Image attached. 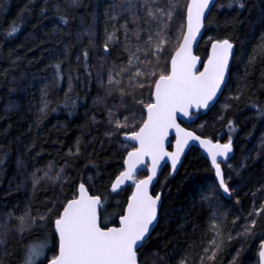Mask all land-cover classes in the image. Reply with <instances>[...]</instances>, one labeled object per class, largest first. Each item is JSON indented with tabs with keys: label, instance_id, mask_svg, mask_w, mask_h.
Instances as JSON below:
<instances>
[{
	"label": "trees",
	"instance_id": "16d2710c",
	"mask_svg": "<svg viewBox=\"0 0 264 264\" xmlns=\"http://www.w3.org/2000/svg\"><path fill=\"white\" fill-rule=\"evenodd\" d=\"M187 4L177 6L160 61L149 52L148 67L157 72L145 78L149 84L170 70ZM128 9V0H0V264H25L33 245L43 247L36 264L56 257L54 220L81 184L101 198L103 227L117 225L124 215L135 184L116 193L112 185L135 147L122 136L143 125L139 101L150 102L154 88L131 87L128 81L122 88H105L113 66L128 60L121 25L127 23L133 45L137 26L141 41L147 36L139 3ZM13 26L18 30L9 35ZM223 39L236 45L224 94L186 127L213 141L233 139L234 158L222 165L231 198L221 194L208 160L190 150L178 173L173 176L167 167L154 188V195L162 194L160 218L139 251L140 264H200L214 219L223 244L204 264H259L264 211L254 213L264 205V0H218L197 55L205 61L211 43ZM121 108L136 119L129 121L130 129L115 127L117 120L124 122L116 113ZM28 210L21 231L18 218ZM252 220L255 227L246 231Z\"/></svg>",
	"mask_w": 264,
	"mask_h": 264
},
{
	"label": "snow or ice",
	"instance_id": "6c2138e0",
	"mask_svg": "<svg viewBox=\"0 0 264 264\" xmlns=\"http://www.w3.org/2000/svg\"><path fill=\"white\" fill-rule=\"evenodd\" d=\"M137 2L144 11L146 23L149 25L148 29H144L147 36L141 41V29L137 26L132 32L137 41L133 45L129 38L127 23L121 25L124 29L128 60L126 64L119 67L114 65L108 74L110 85H119L121 80L118 77L127 73L129 86L142 88L147 84L149 87H154V99L148 103L139 101L146 109L147 119L143 126L131 135H126L127 140L138 142L139 147L127 154V170L122 172L112 185V190L115 191L122 182L133 181L136 192L127 205V214L120 220L121 226L104 230L99 226L97 211L101 200L99 197L89 196L84 185L81 184L79 198L69 200L62 214L54 220L59 237V254L50 261V264H138L137 249L142 247L141 242L144 241L150 225L156 219L157 205L160 200L159 195L153 197L149 194L148 187L156 176L160 161L165 157L171 160V167L175 170L189 140L199 141L206 147L211 163L215 167L219 187L224 193L231 194L225 183L221 162L218 161V157L223 158L224 161L228 160V154L232 152L231 139L224 144H213L210 140H201L192 132L184 131L176 124L177 113L188 116L192 108L207 109L225 83V74L233 49V44L228 39L218 40L212 44V58L208 60V65L202 72H196L197 58L190 53V46L204 25L205 12L213 4V0H191L187 4L185 19L179 25V39L182 40V44L170 58L168 74H159L151 84L145 78L155 77L157 72L154 68L148 67L153 63V60L148 58L149 52L158 63L161 59L160 53L163 52L164 45L168 43L166 32L170 22L176 16L177 6L181 5L183 0H128V10L134 11ZM237 2L239 3V0ZM240 7H243L242 3ZM177 18L180 19V17ZM113 19L116 17L114 16ZM153 22H155L154 26ZM132 23H137L136 17L133 18ZM17 30L13 26L9 35ZM114 39L115 32L107 37L105 52L108 51L109 43ZM261 50H264V44L261 45ZM86 56L87 53H85ZM124 94L121 90V95ZM115 127H128V124L126 121L121 123L117 120ZM173 127L177 131L178 138L175 145L176 151L170 153L165 150L164 142L169 129ZM146 157L151 160V175L147 179L136 181L134 177L137 166L144 163ZM261 211H264V205H261L254 214L258 216ZM29 216L30 210L18 218L21 231L24 228L25 218ZM45 218L40 217V219ZM252 227H255V220H252L250 225H245V230ZM210 230L214 235L210 239V247L204 249L205 256L201 257L200 264H204L205 260H214L223 244L222 230L215 219L210 225ZM2 236L3 227L0 226V245L4 243ZM42 254L43 247L31 246L25 264H36V260ZM260 256L264 257V251L260 252ZM181 264H187V261L183 260Z\"/></svg>",
	"mask_w": 264,
	"mask_h": 264
},
{
	"label": "water",
	"instance_id": "95a60500",
	"mask_svg": "<svg viewBox=\"0 0 264 264\" xmlns=\"http://www.w3.org/2000/svg\"><path fill=\"white\" fill-rule=\"evenodd\" d=\"M190 2H191V0H189V3H190ZM217 2H218V0H213V4H211V5L209 6V9L205 12L204 25H203V27L200 29L199 34L196 36L195 41L192 42V44H191V46H190V53H191V55L197 58V62H196V72H197V73L202 72V71L204 70V67L208 65V60H209L210 58H212V55H213V53H212V44L215 43L216 41H213V42L211 43V45H210V49H209V54H208V57H207V59H206L205 61H204L201 57H199V56L197 55V49H198V47H199V45H200V43H201V41H202V38H203V35H204V32H205V23H206V20H207V18L209 17V15H210L212 9L214 8V6L216 5ZM185 32H186V28H185ZM217 41H218V40H217ZM230 42H231V41H230ZM231 43H232V42H231ZM181 44H182V41H181L180 45H181ZM232 44H233L232 56H231V58H230V60H229V63H228V69H227V72H226V74H225V83L221 86V90H220V92L217 93L216 98H215V99L209 104V107H208L207 109H205V108H200V109L192 108V109L189 110V115H188V116H183L181 113H177V114H176V124H178L179 127H180L181 129H183V130L186 131V132H192L195 136L200 137L201 140H210L213 144H216V143L224 144V142H221V141H213V140L210 139V138L203 137V136L197 134L196 132H194V131L188 129V128L186 127V125H189V124H191V123H194V122L197 120L198 115H200V114H206V113H208L209 111H211V110L217 105V103L220 101V99L222 98V96H223V94H224V91H225V89H226V85H227V83H228L229 77H230L231 66H232V63H233V60H234V57H235V54H236V45H235L234 43H232ZM180 45H179V47H180ZM179 47H178V48H179ZM178 48H177V50H178ZM175 52H176V51H175ZM174 55H175V53H174ZM174 55H173V56H174ZM152 99H154V88H153ZM145 112H146V109H145ZM146 119H147V116H146ZM146 119H145V120H146ZM144 122H145V121H144ZM142 126H143V125H142ZM142 126H141V127H142ZM126 135H131V134H124V135L122 136V140H123L124 142H126V143L133 144V145L135 146V148H138V147H139L138 142L127 140V139H126ZM177 138H178V137H177V131H176V129H175L174 127L171 128V129H169L167 139H166L165 142H164V144H165V150H166L167 152H170V153H171V152H175V151H176V146H175V145H176V139H177ZM194 148H195V149H198V150L202 153V155L208 160V162L211 164L212 168H213L214 171H215V167H214V166L212 165V163H211V157H210V155H209V153H208L206 147L203 146V145H201L199 141H196V140H189L188 143H187V146H186V147L184 148V150H183L182 155L180 156L179 162L176 164L175 170L172 169V167H171V160H170L168 157H165L162 161H160L159 167H158V169H157L156 176H155V178L152 180V183H151V184L149 185V187H148V192H149L150 195H152L153 197L156 196V195L153 194V191H154V188H155V186L157 185L158 180H159L161 174L163 173V171H164L167 167H169V168H170V171H171V173H172V175L175 176V175L178 173V171L180 170V168H181V166H182V164H183V161H184V159H185L186 154H187L190 150H192V149H194ZM132 151H133V150H132ZM130 152H131V151H130ZM234 155H235V151H234V147H233V145H232V152H230V153L228 154V157H229L228 160L224 161L223 158L218 157V161L221 162V169H222V165H226V164H228L230 161H232V159L234 158ZM126 170H127V156H126L125 161H124V171H126ZM124 171H123V172H124ZM222 171H223V169H222ZM142 172H147V176L144 177L143 179H147L148 176L151 175V160H150V158H147V157H146V158H145V162L142 163V164H139V165L137 166L136 174H135V177H134V178L138 177V175H140ZM223 175H224V173H223ZM119 176H120V175H119ZM119 176H118V177H119ZM118 177H117V178H118ZM117 178H116V179H117ZM143 179H141V180H143ZM216 180H217V183H218V178H217V176H216ZM115 181H116V180H115ZM115 181H114V183H115ZM132 182H133V181H124V182H122L121 185L119 186V188H117L114 192L116 193V192H119L120 190L125 189L126 187L132 185ZM114 183H113V184H114ZM218 186H219V185H218ZM84 187H85V189L87 190V194H88L89 196L99 197V196H97V195H93V194H91L90 191L87 189V187H86L85 185H84ZM219 188H220V187H219ZM112 191H113V190H112ZM220 191H221V194L223 195V197H225L226 199H230V198H231V194L229 195V194H227V193H224L222 188H220ZM135 192H136V187H135V185H134L132 195L130 196L127 205L131 202V198H132V196L135 194ZM158 195H159V197H160V200H159L158 205H157L156 219H155V221L153 222V224L150 225V227H149V231H148L147 235L145 236L144 241L141 242V243H142V247L144 246V244L146 243V241L149 239V237L151 236V234L153 233V231L155 230V228L157 227V225H158V223H159L160 210H161V207H162V194L160 193V194H158ZM76 198H79V188H78V194H77V197H76ZM99 198H100V197H99ZM74 199H75V198H74ZM100 200H101V198H100ZM101 205H102V200H101V204L98 206V210H97V211H98V216H99V226H100L102 229H104V230H107V229L112 228V227H120V226H121V225H120V220H121V218H122L124 215L127 214V206H126V209H125L124 215L120 218V220H119V222H118L117 225H115V226H109V227H103V226L101 225V217H100ZM65 206H66V205H65ZM61 214H62V213H61ZM54 232H55V234H56V236H57V239H58V252H57V255H58V254H59V237H58L57 230H56V228H55V224H54ZM263 244H264V242H263ZM142 247H138V249H137L138 264H140V253H139V251H140V249H141ZM261 251H264V248H262V246H261L260 252H261ZM260 252H259V264H264V257H261V256H260ZM48 264H50V262H49Z\"/></svg>",
	"mask_w": 264,
	"mask_h": 264
},
{
	"label": "rangeland",
	"instance_id": "374dc122",
	"mask_svg": "<svg viewBox=\"0 0 264 264\" xmlns=\"http://www.w3.org/2000/svg\"><path fill=\"white\" fill-rule=\"evenodd\" d=\"M126 77H119V79L121 80V83L119 84V85H115V84H113V85H110V84H108V81L106 80V84H105V88H107V89H116V87H118V86H120V88H122L123 86H124V81L126 82V81H128V77H127V73H125L124 74ZM105 79H107V77L105 78ZM128 83V82H127ZM129 84V83H128ZM152 94H153V91H152ZM123 97V96H122ZM123 99V98H122ZM124 111H127V112H131V110L129 109V108H126V109H122L121 108V110L119 111V110H117V114H118V116H119V118L121 117V118H123L124 120V122L126 121L127 122V124H128V128L129 127H132V126H129V121H135L136 119H133V114H132V112H131V114L127 117V115H125V116H123L122 114L124 113ZM144 112H145V109H144ZM145 119H146V112H145ZM130 129V128H129ZM231 139V142L233 141V139L232 138H230ZM229 141V139L227 140V142ZM124 142V141H123ZM226 142V143H227ZM126 143V142H125ZM133 145V144H132ZM134 146V145H133ZM135 147V146H134ZM229 164V163H228ZM228 164H226V165H228ZM140 176V175H139ZM136 177L135 178V180L136 181H139V180H141V178L140 177ZM11 219L9 218V221H10ZM25 222H27V220H25ZM26 225V224H25Z\"/></svg>",
	"mask_w": 264,
	"mask_h": 264
},
{
	"label": "bare ground",
	"instance_id": "6f19581e",
	"mask_svg": "<svg viewBox=\"0 0 264 264\" xmlns=\"http://www.w3.org/2000/svg\"><path fill=\"white\" fill-rule=\"evenodd\" d=\"M173 55H174V54H173ZM172 57H173V56H172ZM50 261H51V260H50ZM50 261H49V262H50ZM49 262H48V263H49ZM48 263H47V264H48Z\"/></svg>",
	"mask_w": 264,
	"mask_h": 264
}]
</instances>
